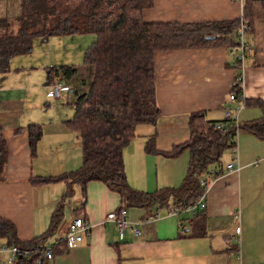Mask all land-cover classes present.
Segmentation results:
<instances>
[{"label":"crops","instance_id":"crops-1","mask_svg":"<svg viewBox=\"0 0 264 264\" xmlns=\"http://www.w3.org/2000/svg\"><path fill=\"white\" fill-rule=\"evenodd\" d=\"M19 2L0 0V18L11 21L8 13L20 8ZM241 14L242 4L234 0H153L142 17L154 23H203L235 20ZM68 37L76 36L34 39L31 52L13 56L9 69L0 73V129L7 151L0 218L14 225L20 242L47 232L66 192L65 180L33 181L67 175L81 166L79 140L65 122L73 116L75 93H86L87 81L79 79L80 87L71 83L77 68L66 56ZM78 38L83 39H78L74 53L83 59L93 39ZM246 42L251 53L239 68H234L235 55L219 46L154 55L155 101L161 115L155 125L137 126L135 138L123 151L130 188L153 193L180 185L188 152L167 158L147 152L146 146L151 137L159 152L185 143L190 114L202 111L208 122H220L230 108L240 124L261 118L262 110L248 103L264 104V18L254 22ZM61 66L73 67L76 74L62 81L69 90L54 97L48 70ZM237 77L243 99L238 102L229 100ZM30 125L42 129L34 149L29 143ZM233 162L237 165L227 170ZM221 164L222 174L205 185L202 211L169 216L161 209L160 219L143 225L138 238L127 230L119 240L115 225L106 221L122 205L117 193L100 182H89L84 189L75 184L72 196L64 200L61 221L45 243L63 239L74 215H80L89 229L81 232L74 247L42 264H264V140L239 132L235 148L224 152ZM123 208L130 223L143 221L157 209ZM65 214L67 222L60 226Z\"/></svg>","mask_w":264,"mask_h":264},{"label":"trees","instance_id":"trees-1","mask_svg":"<svg viewBox=\"0 0 264 264\" xmlns=\"http://www.w3.org/2000/svg\"><path fill=\"white\" fill-rule=\"evenodd\" d=\"M19 1L20 12L15 22L0 18V73L9 69V60L13 56L29 54L35 38L92 35L94 40L83 57V63L93 68L92 81L86 93H75L73 116L65 122L79 140L81 166L67 175L33 181L43 184L66 181L62 202L53 212L49 229L42 237L20 242L14 225L0 218V242L35 248L14 264H42L45 252L36 248L49 246L53 257L64 253V239L53 245L45 242L61 221L64 200L72 196L75 184L84 189L89 182L102 183L120 196L122 205L117 212L124 206L183 208L193 205L204 193L209 178L222 174L221 158L225 151L235 148L239 132H249L264 140L262 103H248L257 105L262 116L243 124L235 123L234 119L208 122L204 112H194L187 120L189 139L185 143L173 146L168 152H159L151 137L146 146L147 152L167 158L188 152L187 170L180 185L145 193L127 184L123 151L135 138L137 126L155 125L161 115L155 101L154 55L211 46L227 48L236 55L239 46L237 29L244 25L246 42L254 22L264 18V0H244L239 19L203 23L145 22L142 14L153 6V0ZM75 74L76 70L71 66L52 68L48 70V83L51 85L56 77L70 80ZM231 93L235 101H240L241 83H235ZM28 135L30 147L34 149L42 136L41 126L30 125ZM6 158L5 140L0 129V181L3 180Z\"/></svg>","mask_w":264,"mask_h":264},{"label":"built area","instance_id":"built-area-1","mask_svg":"<svg viewBox=\"0 0 264 264\" xmlns=\"http://www.w3.org/2000/svg\"><path fill=\"white\" fill-rule=\"evenodd\" d=\"M238 3H243L244 0H234ZM244 31L245 27L242 24L237 29V38H238V52L235 55L234 65H237L239 68L244 58L251 53L250 46L244 41ZM62 77H56L51 84V90L54 97L59 95L61 92H67L69 90V86L62 82ZM235 83H241V79L239 77L236 78ZM230 101H235V96L231 93L229 95ZM242 101V96L240 98ZM231 109L229 108L225 113L226 120H233L237 123L236 119L231 113ZM217 127L220 128L221 125L217 124ZM237 163L233 162L228 165L227 170H231ZM204 185L203 183H201ZM204 193L197 199V201L193 205H188L183 208H169L166 210V214L169 216H180V215H190L195 216L198 212L202 211L205 207L204 204ZM161 208H157L153 211L148 217H146L143 221L130 223L126 218V209L121 208L117 214L109 213L106 216L107 222H112L115 225L119 240L123 239L125 231H130L134 238H138L141 234V227L143 225L151 224L161 217ZM89 227L84 222L83 218L80 215H74L68 225L65 237L63 238L66 243V250L74 247L77 243L81 241V232L88 231ZM35 250V248H22L15 245H7L6 243H0V264H14L15 261L22 256H27L31 254V252ZM36 250H44V260L50 261L53 259L52 253L50 251V247H46L45 249L36 248Z\"/></svg>","mask_w":264,"mask_h":264},{"label":"rangeland","instance_id":"rangeland-1","mask_svg":"<svg viewBox=\"0 0 264 264\" xmlns=\"http://www.w3.org/2000/svg\"><path fill=\"white\" fill-rule=\"evenodd\" d=\"M19 12H20V8H16L15 10L14 9H11L10 11H9V13H8V16L10 17V18H12V21H14L15 22V20H16V18H17V16H18V14H19ZM13 27H14V25H13ZM76 37H77V39H76ZM75 38H72V37H68V38H65V39H67V40H64V41H67L66 43H68V44H64V48H65V50H66V53H68V54H66V56L69 58H71V62L73 63V64H75V67L77 68V75L74 77V79L73 80H71V83H72V85H76L77 87H80L79 86V84H78V80L79 79H84V80H86L87 81V85H86V87H85V89H84V91H88V89H89V86H90V83H91V81H92V76H93V68H92V66H90V65H86V64H83L82 62H81V59H82V57H78L79 55L77 54V53H74V52H77V50L75 49L77 46H79V40L78 39H83V38H78V37H91L93 40H94V36H92V35H86V36H76ZM36 39H38L39 40V38H35V40ZM57 39V38H56ZM71 39H75V40H71ZM91 42V41H90ZM90 42H89V44H90ZM89 44H88V46H89ZM87 47V46H86ZM72 49V50H71ZM74 53V54H73ZM78 60H79V62H80V64H78L77 62H78ZM83 60V59H82ZM91 80V81H90ZM226 158V157H225ZM224 158V159H225ZM72 199V198H71ZM162 212V211H161ZM165 212H166V210H165ZM183 216V215H182ZM63 222H67V215L65 214V216H64V218H63V220H62V222L60 223V226H62V224H63ZM55 236H56V233H55V235L52 237V239H55ZM51 240V239H50Z\"/></svg>","mask_w":264,"mask_h":264},{"label":"water","instance_id":"water-1","mask_svg":"<svg viewBox=\"0 0 264 264\" xmlns=\"http://www.w3.org/2000/svg\"><path fill=\"white\" fill-rule=\"evenodd\" d=\"M213 38H207V40H212Z\"/></svg>","mask_w":264,"mask_h":264}]
</instances>
